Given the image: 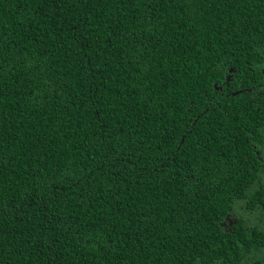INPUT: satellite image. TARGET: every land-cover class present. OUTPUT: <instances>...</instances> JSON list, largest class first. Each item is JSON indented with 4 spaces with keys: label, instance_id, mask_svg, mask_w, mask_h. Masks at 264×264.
<instances>
[{
    "label": "trees",
    "instance_id": "16d2710c",
    "mask_svg": "<svg viewBox=\"0 0 264 264\" xmlns=\"http://www.w3.org/2000/svg\"><path fill=\"white\" fill-rule=\"evenodd\" d=\"M259 65L264 0H0V264H264Z\"/></svg>",
    "mask_w": 264,
    "mask_h": 264
},
{
    "label": "flooded vegetation",
    "instance_id": "af4514ba",
    "mask_svg": "<svg viewBox=\"0 0 264 264\" xmlns=\"http://www.w3.org/2000/svg\"><path fill=\"white\" fill-rule=\"evenodd\" d=\"M254 64V63H252ZM261 68V72H256V68L254 66L250 67L249 69L252 71V73H247V80L245 82H248L249 86L247 87L248 90H255L257 94L259 92L264 96V65H259ZM245 73H243L244 75ZM243 81V85H246ZM262 136H258V139L255 141V148L257 149L258 153V159L261 162V169L264 171V123H262V130L260 133ZM259 184L264 186V175L261 176V178L258 181ZM248 208V207H247ZM237 214L241 217L244 215L247 216V212L245 208L242 206L240 207V210L237 211Z\"/></svg>",
    "mask_w": 264,
    "mask_h": 264
}]
</instances>
